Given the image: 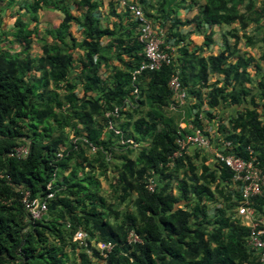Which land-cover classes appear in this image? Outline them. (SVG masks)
<instances>
[{"label":"trees","instance_id":"obj_1","mask_svg":"<svg viewBox=\"0 0 264 264\" xmlns=\"http://www.w3.org/2000/svg\"><path fill=\"white\" fill-rule=\"evenodd\" d=\"M13 2L9 0L6 7H12ZM244 3L245 0H206L200 13L186 23H196L199 28L204 24H239L243 33L254 23L255 30L264 31L263 24L259 27L264 8L253 11L252 3L245 12L237 13ZM70 5L76 8V15ZM99 6L93 0H34L25 7L27 13L35 15L49 9L64 15L46 33L49 42L40 38L43 45L39 58L35 60L27 50L13 54L0 49V264H88L72 242L73 232L79 227L92 238L97 236L115 244L109 258L111 264H255L246 246L249 230L232 218L233 212L229 217L222 205L213 216L208 215V204L218 199L221 202V198L230 201L228 208L233 209L232 194L224 186L230 171L202 165L201 173L196 174L189 156L177 161L173 170L161 168L175 149L181 122V114L168 109L171 94L167 82L173 67L141 76L138 106L113 118L124 137L141 143L139 148L121 146L118 137L107 132L105 113L126 99H134L131 72L143 60V48L137 40L135 24L125 11L111 8L109 14L115 20L111 27H102L95 16ZM165 8L168 13H175L180 6L174 0H161L160 16ZM16 15L10 37L2 38L26 48L32 32L26 21ZM145 16L151 18L150 14ZM179 24L175 21L174 27ZM72 25L81 29V41L72 36ZM229 35L235 38L233 51L226 46L217 56L207 59L184 52L180 81L184 87L191 85L189 93L197 96L196 104L190 108H199L208 74L222 77L207 93L209 107L216 110L224 105L247 106L231 116L228 129L218 124V132L238 146L233 151L239 155L249 143L259 144L257 150L264 168V104L256 105L257 98L261 104L264 101V36L258 63L237 50L236 29H231ZM243 35L252 44L251 38ZM104 39H108L105 45ZM207 42L211 43L210 38L206 45ZM77 50L82 55L73 70V54ZM113 60L120 67L112 66ZM102 65L111 75H99ZM188 68L191 72L187 74ZM37 70L38 76L33 72ZM71 74L75 76L71 78ZM246 84L252 88H246ZM77 89L82 91L81 96L76 94ZM145 107V116L131 122L133 115ZM165 110L177 113V124L162 121ZM205 117H212V113H205ZM200 125L196 120V126ZM73 130L96 146L97 152L91 154L79 145L77 151L69 148L62 159L56 160L62 146L70 144ZM18 145L29 147L28 156L20 160L9 158L8 153ZM117 149H128V154L135 153V157H116ZM112 158L120 159L121 169L114 179L121 201L135 195V213L125 214L118 222H107V217L119 216L111 206L106 205L107 212L99 210L104 207V200L98 197L97 174L110 175ZM187 161L188 172L184 171L185 179L178 185L179 194H169L173 177L187 166ZM54 174L55 197L49 202L46 215L40 220L29 219L22 204L24 193L43 199ZM148 174L158 183L153 193L144 187ZM255 208L264 215V198L255 201ZM67 222L72 224L71 230L66 228ZM132 229L143 237L142 245L126 244V235ZM70 254L75 256L72 263Z\"/></svg>","mask_w":264,"mask_h":264},{"label":"built area","instance_id":"obj_2","mask_svg":"<svg viewBox=\"0 0 264 264\" xmlns=\"http://www.w3.org/2000/svg\"><path fill=\"white\" fill-rule=\"evenodd\" d=\"M116 1L119 2L135 24L137 40L143 48V60L131 72L133 101L126 99L120 106L117 105L113 110L105 113V117L108 119L107 132H112L118 137L117 142L121 146H128L132 150L139 148L141 143L134 141L132 138L124 137V132L114 122L113 118H118L123 113H128L138 106L142 89L141 76L146 72L159 71L163 67H173L167 82L171 94L168 109L180 113L181 122L179 123L178 137L174 141L175 149L167 156L161 168L173 170L177 165V161L184 159L185 156H189L193 152L207 154L211 159L212 167H223L229 170L231 176L224 186L232 194V201L235 203L232 218L249 230L246 246L251 252L255 264H264V215L255 208V201L264 198V168L261 166L260 153L257 150L260 145L253 141L245 147L243 155H239L233 151L238 146L228 141L225 138L226 134L219 133L217 128L214 131L204 129L203 124L208 123L205 117L207 112L205 111H208L209 106L208 91L205 89H202L200 107L191 108V116L186 117V108L189 109L196 103L195 100L191 99L187 89L180 81L179 70L174 67L173 50L164 47L161 27L145 16L137 0ZM196 120L201 124L199 127L196 126ZM79 145L86 147L91 154H95L98 150L86 137L75 135L73 130L70 135V144L62 146L55 159H62L69 148L77 151ZM28 154L29 147L27 145H18L8 153V157L20 160L26 158ZM110 156L109 154L108 159H110ZM144 179L145 189L150 193L155 192L158 185L157 181L149 174ZM54 183L55 174L46 186L48 193L43 199L31 198L29 192L24 193L22 204L29 219L40 220L46 215L48 204L55 197L52 191ZM221 207L220 199L215 203L208 204L209 217L213 216L215 210ZM65 226L68 230L72 228L70 222H67ZM72 242L77 246L78 251L86 256L88 264H111L109 258L113 254L114 243L109 241L99 242L81 227L73 232ZM143 243V237L134 229L127 233L126 244L128 246L133 247Z\"/></svg>","mask_w":264,"mask_h":264},{"label":"crops","instance_id":"obj_3","mask_svg":"<svg viewBox=\"0 0 264 264\" xmlns=\"http://www.w3.org/2000/svg\"><path fill=\"white\" fill-rule=\"evenodd\" d=\"M13 6L10 8H4V10L0 9V20H2L1 25H0V33L2 35L5 33H11L14 29V23L18 17L19 14L21 16V18H23L26 23L29 26V31H31V35L33 40L35 39V37H39V38H43L46 41H50L48 38V35L46 34L48 31L47 29H45L46 25L44 24V22H41L42 18H41V14H45L46 17L51 18L52 20L54 19H58V20H62L64 18V15L60 12V11H56V10H39L35 15L34 14H30L27 13L26 8L27 5L31 4L34 0H13ZM60 1V0H58ZM176 2V4L178 6H180V9L178 11H176L175 13H168L167 8L166 12L162 13V16H160V10H159V6L161 4V0H137V2L139 3V5L142 7V9H144L143 7L148 10V12L150 13L151 18H149L150 20H152L154 23L159 24V26L162 29V41L164 44V47L169 48L170 50H173V54H174V67L175 69L179 70V73L181 75V68H182V61L183 57H184V52H187L189 55L193 54L195 56H197L198 58L203 57L205 59H207L210 56H217L219 53H221L222 51L225 50V47L228 46L226 44H228V41L225 39L226 38V34L229 32L231 29H236L237 33L239 35H241L242 31L239 28V24H234L232 26H226V25H222V26H216V27H210L206 24L202 25L200 28L196 25V23H191V24H187L186 22H189L192 20V18L195 15H198L200 13V11L202 10V6L205 4V2H203V4L199 5L195 0H174ZM9 0H0V8L7 6ZM93 2H99L100 6L98 8V11L96 12L95 16L99 19L100 24L102 25V27H111L112 22L115 20L114 18H112L111 16L106 18V14H103L102 10H105L106 7L109 8V11L111 8H116L117 12H124V9L120 6L119 2L116 0H93ZM70 10L72 11V13L74 15H76L78 12L76 11V8L70 5ZM144 11V10H143ZM100 14V15H99ZM36 16V17H35ZM35 17V18H34ZM54 17V18H52ZM101 18H106L107 22H105L103 19ZM109 19V20H108ZM175 21H178L180 24L176 25V27H174ZM109 23V25H108ZM35 27V28H32ZM75 28V30H77L78 35L80 36V38H77L75 36V34L72 32V28ZM220 27L221 28H225L227 27L229 30L227 31V33L222 32V34L220 35ZM37 29V30H36ZM173 29V30H172ZM248 29V28H247ZM35 30V31H34ZM172 30V31H171ZM239 31V32H238ZM247 31V30H246ZM70 32L72 34V36L77 39L78 41H81L83 39L82 37V32L81 29L78 28L76 25H72L70 28ZM241 32V33H240ZM244 34V33H243ZM248 36V34H246ZM241 35V36H237L238 37V41H237V50L240 52V47L241 46V42L242 40H246V38ZM10 37V36H9ZM211 43H208L207 45L205 44L206 39H209ZM245 38V39H244ZM235 41V39H234ZM108 42V39H104L103 40V44L105 45ZM230 49V48H229ZM234 49V46L233 48ZM78 55H82L81 51L77 50ZM75 55L73 54V57ZM78 56V57H79ZM125 59V58H124ZM232 61L235 62L234 59H232ZM110 64L112 66L115 67H120V64L118 61L113 60L112 62H110ZM194 65V64H192ZM187 66V64H186ZM187 74L188 72H191V69L188 68L187 69ZM99 75L101 77H107L109 75H111V72H109V70L106 69V67L104 65L101 66L100 71H99ZM222 77L219 74H208V80H207V87L205 88L206 91H210L211 90V85H213L215 82H219L220 79ZM189 93V90L191 88V85H188L187 87H185ZM198 89V87L196 86V90ZM77 89L75 90L76 94H78L79 96H81L82 91ZM95 98L98 97V95H94ZM189 96L191 97V99L196 103V99L197 96L194 94L189 93ZM200 99L202 101V97L200 96ZM201 103V102H200ZM223 107V106H220ZM235 110L233 111V114L238 112V108L240 107H235ZM191 109V108H189ZM211 111H215L212 110L209 106H208V111L205 112H209L212 113ZM232 111V110H230ZM189 112V114L191 115L192 112L191 110L187 111ZM240 112V111H239ZM188 116V114H186V117ZM234 116V115H233ZM231 118H229L230 120ZM229 120L226 123L222 122L220 119V124L223 128H227L229 127ZM204 129H208V124H203ZM226 129V130H227ZM218 131V128H217ZM222 134V133H221ZM225 135V134H224Z\"/></svg>","mask_w":264,"mask_h":264},{"label":"rangeland","instance_id":"obj_4","mask_svg":"<svg viewBox=\"0 0 264 264\" xmlns=\"http://www.w3.org/2000/svg\"><path fill=\"white\" fill-rule=\"evenodd\" d=\"M172 1V0H170ZM199 5L203 4V2H205L206 0H195ZM245 0V3L243 5H241L236 12L237 13H243L245 12V10H247V7L252 5V3L255 6V9L253 11H259L262 8H264V0ZM4 8L6 9L7 7H2L0 9L4 10ZM49 10V9H44V11ZM149 9L145 10L144 13L146 14H150L148 12ZM52 11V10H50ZM103 14H106V18L110 17L109 14V8L106 7L105 10H102ZM100 15V14H99ZM152 16V15H151ZM41 22H44V24L46 25L45 29H47V31H49L51 28H55L58 23L60 22V20L58 19H54L52 20L49 17H46L45 14H41ZM54 18V17H52ZM106 18H101L103 19L105 22H107ZM109 20V19H108ZM2 20H0V25H1ZM262 24L264 25V19L260 20V25L259 27L262 28ZM109 25V23H108ZM35 28V27H32ZM256 26L255 24H251L247 31L244 34H248L249 38H251V42L252 44H248L247 41L242 40L241 42V46H239L240 48V52L241 54H246L247 56H251L255 61H258L259 63V58L262 54V37L264 36V31L263 29L260 30H255ZM37 30V29H36ZM229 29L227 27L225 28H221L220 27V35L222 34V32L227 33ZM35 31V30H34ZM1 32V31H0ZM72 32L75 34V36L77 38H80V36L78 35L77 30H75V28H72ZM239 32V31H238ZM241 33V32H240ZM9 33H5L1 35L0 33V49L5 50V51H9L11 53L14 54V52H19V51H23V50H27V54H29L32 58H34L35 60H37L39 58V56L42 53V45L43 42L39 37H35V39L31 40V42L29 43V46H27L26 48L23 46V44L17 43L16 44H12L11 41L12 40H7V39H3V36H9ZM241 35H243V32L241 33ZM238 34V36H241ZM244 36V35H243ZM242 36V37H243ZM228 41V45L227 47L230 48L231 51H233V46H234V37L228 35V33L226 34V38ZM245 39V38H244ZM74 62H73V70L77 69V67L79 66V58H78V53L74 52ZM36 72V75H40V72L37 71H33ZM251 74V77H253V72L249 71ZM74 74H71L70 77H74ZM246 88L249 87L248 84L245 85ZM252 88V87H249ZM255 92V91H254ZM195 95V94H194ZM261 101L260 99H256V105H259V107H261ZM208 106V105H207ZM247 105L244 104L242 105L240 108H238V111H243L244 108ZM232 110V111H230ZM235 110V108L233 106H228V105H224L223 107H219L218 109H216L215 111H211L212 112V117L208 118L206 117V121L208 122V129L210 131H214L217 128V124H220V122H224L227 124L229 118H231V116L235 115V113L233 114V111ZM147 112V108H142L140 110L137 111V113H135L133 115L134 120L132 119L131 122H134L136 119H138L141 116H145ZM221 119V121H220ZM162 121L163 122H168L172 125L177 124V113H172V112H168L165 110V112L162 113ZM158 128L161 129L162 128V124L158 125ZM128 131V130H127ZM222 133V132H221ZM128 149H117L115 156H128L129 158H134L135 157V153L132 154H128L127 152ZM132 150V149H131ZM189 161L190 163L193 165L194 167V173L196 174H200L202 171V165H205L206 167H210L212 168V163H211V159L210 157L205 154H201V153H191L189 155ZM188 161H187V166L184 168H180L178 170V172L175 174V177H173V180L171 181V185L172 187L169 190V194H172L174 196L178 195V185L181 182V180L185 179V170L188 172ZM121 169V165H120V159H116V158H112L110 164H109V169L110 170V175L108 176H102L101 174H97V178L98 181L100 182V189L98 192V197H102V199L104 200V207L99 209L100 212H107L108 209L106 208L107 206H111L113 208V210L117 211L118 213V217H114V216H109L107 217V222H114L116 220V222H118L119 220L123 219V217L125 216V214H134L136 209H135V205H134V199H135V195H132L130 197H127L124 201H121V192L117 187V183L116 180L114 179L119 170ZM221 203L224 207V209L226 210L227 215L230 217L232 215L233 209L231 210V208H228V206L231 205V202H226L221 198ZM96 235H98V233L96 232ZM99 236V235H98ZM97 241H99L100 239L96 236ZM99 242H103V241H99ZM75 261V256L70 254V263Z\"/></svg>","mask_w":264,"mask_h":264}]
</instances>
